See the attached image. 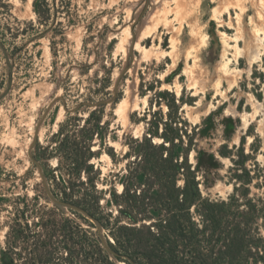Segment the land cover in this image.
I'll use <instances>...</instances> for the list:
<instances>
[{
	"label": "rangeland",
	"instance_id": "obj_1",
	"mask_svg": "<svg viewBox=\"0 0 264 264\" xmlns=\"http://www.w3.org/2000/svg\"><path fill=\"white\" fill-rule=\"evenodd\" d=\"M32 1L0 0L1 193L44 197L47 188L74 198L93 196L92 210L103 225L82 209H59L94 232L100 227L103 242L114 245L109 229L116 223L132 226L126 215L137 217V226L151 221L152 208L132 207L136 181L125 175L137 153L130 147L147 133L153 113L166 117L165 95H174L184 99L179 114L188 129L211 116L206 134L193 136L189 154L195 164L196 150L202 153L196 171L202 196L219 200L232 194L233 164L217 149L235 145L233 151L244 150L250 170L243 191L264 207V0H48L46 22ZM228 116L235 126L227 127L226 138ZM94 123L102 126L88 140L96 173L91 180L84 173L62 176L56 148L79 142L77 130ZM60 130L76 132L63 141V134L55 136ZM210 153L216 157L212 164ZM3 235L0 229V243ZM112 258L128 264L125 256Z\"/></svg>",
	"mask_w": 264,
	"mask_h": 264
},
{
	"label": "trees",
	"instance_id": "obj_2",
	"mask_svg": "<svg viewBox=\"0 0 264 264\" xmlns=\"http://www.w3.org/2000/svg\"><path fill=\"white\" fill-rule=\"evenodd\" d=\"M1 4L5 7L6 3ZM32 8L43 21L51 18L48 0H33ZM165 96L166 117L158 119L157 113H153L147 133L141 139H134L135 144L130 148L137 153V160L131 161L133 167L129 164L125 175L127 181H136L133 196L137 202L132 207L138 210L149 206L154 210L153 216L149 224L137 226V217L126 215L133 225L116 223L109 229L114 245L109 242L106 245L114 251L115 258L125 256L128 264H264V207L249 197L248 191H243V185L249 183L247 155L241 147L233 151L235 145L229 149L223 144L217 149L220 156L232 161L230 177L237 183L226 199L203 197L196 178L202 153L196 150L195 164L189 154L194 145L193 136L206 134L211 116L201 125L188 129L187 121L179 114V103L184 99ZM97 103L99 106L105 101ZM93 114L94 111L89 116ZM223 121V133L228 138L227 127L235 126V122L229 116ZM100 128L101 125L94 123L79 129L82 137L79 142L74 139L71 145L56 148L62 176L75 178L84 173L90 179V174L96 173L91 163L95 153L88 140L91 134H101ZM75 132L69 135L60 130L55 136L63 134L62 140L67 141ZM154 137L162 141L156 143ZM208 157L211 164L216 159L214 153ZM140 186L144 189L136 192ZM46 192L44 197H29L26 193L8 196L0 192V216L5 213L0 221V229L4 230L0 264H115L99 232L83 227L57 204L53 203L52 207L47 204L52 196L82 209L103 225L92 210L95 197L74 198L72 192L63 190L58 194L47 188ZM38 198L45 202L40 203Z\"/></svg>",
	"mask_w": 264,
	"mask_h": 264
},
{
	"label": "water",
	"instance_id": "obj_3",
	"mask_svg": "<svg viewBox=\"0 0 264 264\" xmlns=\"http://www.w3.org/2000/svg\"><path fill=\"white\" fill-rule=\"evenodd\" d=\"M147 1H148V0H147ZM135 39H136V35H135V33L132 31V38H131L130 52L132 51V49H133V47H134ZM0 46H1V48L3 49L4 53H5V48L3 47V45H2L1 42H0ZM126 70H127V66H126V67H123V68L121 69V71H120V73H119L117 79L115 80L114 87H113L114 95L116 94V92H117V90H118V87H119V81H120L122 75L125 73ZM9 86H10V85H8V88H7L6 92L9 90ZM6 92H5V93H6ZM5 93H3V94H5ZM3 94H2L1 96H3ZM112 100H113V98H111V99H109V100H107V101H105V102H110V101H112ZM86 105L96 106V105H98V103H97V102H95V103H94V102H86ZM38 126H39V125H38ZM38 126L36 127V130H35V133H34V142L37 140ZM34 142H33V144H34ZM33 144L31 145V147L33 146ZM29 156H30V154H29ZM30 158L34 161V159H33L32 156H30ZM49 197H50V200H51L53 203L57 204V205L60 206V207H72V208L77 209L75 206H73V205H71V204L65 203V202H63V201H59V200L53 198L52 196H49ZM98 229H99V232H100V227H99ZM103 244H104L105 249L107 250V252L110 254V256H111V257H115V253H114V251L111 250V249H110V248H109L104 242H103Z\"/></svg>",
	"mask_w": 264,
	"mask_h": 264
}]
</instances>
